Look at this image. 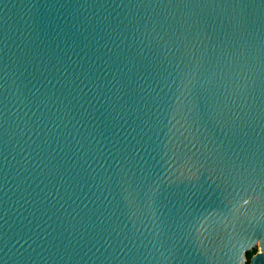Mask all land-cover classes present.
Wrapping results in <instances>:
<instances>
[{"label": "water", "instance_id": "obj_1", "mask_svg": "<svg viewBox=\"0 0 264 264\" xmlns=\"http://www.w3.org/2000/svg\"><path fill=\"white\" fill-rule=\"evenodd\" d=\"M262 193L264 0H0V264H264Z\"/></svg>", "mask_w": 264, "mask_h": 264}, {"label": "snow or ice", "instance_id": "obj_2", "mask_svg": "<svg viewBox=\"0 0 264 264\" xmlns=\"http://www.w3.org/2000/svg\"><path fill=\"white\" fill-rule=\"evenodd\" d=\"M262 194H264V193H262ZM253 198H254V195H251V197L249 199H245L243 205H239V202L236 199V201L234 202V205H233V211L238 212L240 208H243V207L249 205L252 202Z\"/></svg>", "mask_w": 264, "mask_h": 264}, {"label": "rangeland", "instance_id": "obj_3", "mask_svg": "<svg viewBox=\"0 0 264 264\" xmlns=\"http://www.w3.org/2000/svg\"><path fill=\"white\" fill-rule=\"evenodd\" d=\"M255 253H256V251H255V252H253V253L251 254V256H252V255H254ZM251 256H250V257H251ZM250 257H249V258H250Z\"/></svg>", "mask_w": 264, "mask_h": 264}, {"label": "clouds", "instance_id": "obj_4", "mask_svg": "<svg viewBox=\"0 0 264 264\" xmlns=\"http://www.w3.org/2000/svg\"><path fill=\"white\" fill-rule=\"evenodd\" d=\"M246 264H249V262H246Z\"/></svg>", "mask_w": 264, "mask_h": 264}, {"label": "trees", "instance_id": "obj_5", "mask_svg": "<svg viewBox=\"0 0 264 264\" xmlns=\"http://www.w3.org/2000/svg\"><path fill=\"white\" fill-rule=\"evenodd\" d=\"M251 256V254L249 255V257Z\"/></svg>", "mask_w": 264, "mask_h": 264}]
</instances>
